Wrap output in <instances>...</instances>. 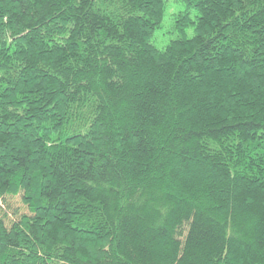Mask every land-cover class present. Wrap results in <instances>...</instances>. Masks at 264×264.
Segmentation results:
<instances>
[{
    "label": "trees",
    "instance_id": "obj_1",
    "mask_svg": "<svg viewBox=\"0 0 264 264\" xmlns=\"http://www.w3.org/2000/svg\"><path fill=\"white\" fill-rule=\"evenodd\" d=\"M175 2L0 0V264H264V0Z\"/></svg>",
    "mask_w": 264,
    "mask_h": 264
},
{
    "label": "rangeland",
    "instance_id": "obj_2",
    "mask_svg": "<svg viewBox=\"0 0 264 264\" xmlns=\"http://www.w3.org/2000/svg\"><path fill=\"white\" fill-rule=\"evenodd\" d=\"M184 9L183 5L175 2V0H168V8L163 23L155 33L153 44L159 49H164L170 42L178 38V34L174 31L175 15ZM187 36L192 38L194 36L193 28L187 31ZM13 207H21L18 200H14ZM6 209V208H5ZM202 232L198 231L195 225L187 228L186 239L190 240L193 236H200Z\"/></svg>",
    "mask_w": 264,
    "mask_h": 264
}]
</instances>
